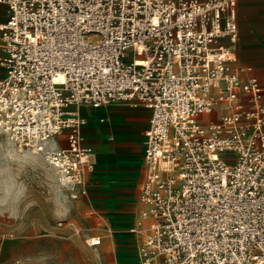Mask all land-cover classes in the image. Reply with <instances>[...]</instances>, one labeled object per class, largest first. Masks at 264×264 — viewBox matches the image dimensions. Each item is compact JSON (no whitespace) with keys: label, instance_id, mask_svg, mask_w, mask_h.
<instances>
[{"label":"built area","instance_id":"obj_1","mask_svg":"<svg viewBox=\"0 0 264 264\" xmlns=\"http://www.w3.org/2000/svg\"><path fill=\"white\" fill-rule=\"evenodd\" d=\"M0 4V135L79 200L94 171L81 108L143 106L138 263L264 264V86L238 64V0Z\"/></svg>","mask_w":264,"mask_h":264},{"label":"rangeland","instance_id":"obj_2","mask_svg":"<svg viewBox=\"0 0 264 264\" xmlns=\"http://www.w3.org/2000/svg\"><path fill=\"white\" fill-rule=\"evenodd\" d=\"M27 153L0 144V182L11 180L23 189L18 201L0 203V264H136L133 237L120 231L111 236L104 218L96 210L94 219L86 215L43 157ZM91 226L94 235L104 237L97 247L87 243ZM76 228L82 231L76 233Z\"/></svg>","mask_w":264,"mask_h":264},{"label":"crops","instance_id":"obj_3","mask_svg":"<svg viewBox=\"0 0 264 264\" xmlns=\"http://www.w3.org/2000/svg\"><path fill=\"white\" fill-rule=\"evenodd\" d=\"M8 14L7 7L0 4V22L5 21ZM237 22L238 64L251 67L253 75L264 86V0H238ZM4 75L5 70L0 66V78ZM81 114L87 119L84 136L94 149V171L86 176L89 195L78 201L83 204L86 215L94 219L96 210L104 218L111 236L120 231L133 237L135 262L139 264L138 247L144 236L131 233L130 229L136 225L144 209L140 199L145 181L143 140L151 112L143 106L121 104L100 108L83 106ZM79 229L75 231L80 233L82 228ZM87 231L88 238L100 236L103 242V235H94V226Z\"/></svg>","mask_w":264,"mask_h":264},{"label":"clouds","instance_id":"obj_4","mask_svg":"<svg viewBox=\"0 0 264 264\" xmlns=\"http://www.w3.org/2000/svg\"><path fill=\"white\" fill-rule=\"evenodd\" d=\"M0 193L3 196V199H0V203L8 200L18 201L23 196V189L14 185L11 180H5L0 182Z\"/></svg>","mask_w":264,"mask_h":264},{"label":"bare ground","instance_id":"obj_5","mask_svg":"<svg viewBox=\"0 0 264 264\" xmlns=\"http://www.w3.org/2000/svg\"><path fill=\"white\" fill-rule=\"evenodd\" d=\"M3 141L6 142L7 145H9L10 147H13V148H14V151L17 152V154H20V155H22V156H23V155H29V153H27V151L18 149V148L14 145V143H13L9 138H7L5 135H4V139H0V144H2ZM30 154H32L33 157H34L35 159H37L38 157H40V155L33 154V153H31V152H30ZM39 164H40V163H39ZM59 191H60V190H59Z\"/></svg>","mask_w":264,"mask_h":264}]
</instances>
